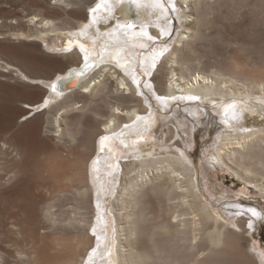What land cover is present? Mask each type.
Instances as JSON below:
<instances>
[{
    "label": "bare ground",
    "instance_id": "6f19581e",
    "mask_svg": "<svg viewBox=\"0 0 264 264\" xmlns=\"http://www.w3.org/2000/svg\"><path fill=\"white\" fill-rule=\"evenodd\" d=\"M22 1L36 6L37 10L30 15L14 17L13 23L25 30L13 34L18 40L32 42L35 52L45 59L46 65L56 64L60 61L57 59L59 56L67 58L68 64L62 70L49 73V76H40L31 74L26 67L20 69L16 61L21 59L13 56H9L11 58L4 64L0 62V76L23 84L21 90L10 85L0 86V184L15 180L32 189V202L37 203L35 212L46 229L41 234L50 235L49 239L46 237L49 241V248H46L48 257L42 253L45 249L42 252L38 250V240L34 235L39 232L35 233L33 228L34 234L32 232V237L28 236L32 243L25 249L13 248L6 242L0 245L3 263L7 264V258L12 257L14 264H85L97 245L93 227L101 237V245L106 243L110 253L103 258L97 256L95 264L261 263L262 256L247 253L246 248L240 245L238 229L248 225L247 217H241L238 225H232V228L227 227V222L218 221V216H223L217 210L213 209L216 214L212 212L209 204L201 200L196 191L192 165L188 164L186 157L169 149L170 146L167 150L154 148L156 143L152 145V140L156 138L159 125L166 124V121L161 124L154 109L152 114L148 110L147 115L150 104L144 96H137L136 85L114 67V60L109 59V52L119 47L125 50L121 63L137 61L139 38L126 36L123 31L114 29L119 20L121 24L134 25L129 33L139 32L141 28L149 34L150 28H153L152 33H159L162 20L153 14L151 7L137 10L130 5L117 6L112 19H107L109 14L102 9L95 14L100 19L88 29L87 38L78 37L74 50L63 52L60 50L69 47V34L79 33L91 23L89 9L93 8L96 0H55L54 5L51 0ZM251 1L255 0H231L225 5L231 12L238 13ZM260 1L264 4V0ZM173 2L182 12L186 24L158 65L156 72H159V77L157 80L155 76L153 78L155 87L160 94L167 96H176L177 92L197 95L215 102L217 106L223 104L220 106L222 109L229 103H235L240 110V122L244 112L239 96H260V93L264 96V61L259 69L254 68L257 60L251 61V68L247 65L249 62L244 64L236 54L228 57L232 53L223 60L202 61L192 52L196 51L195 40L207 36L205 26L211 21L207 15L213 6L206 0ZM257 2L260 3L259 0ZM261 3L258 5L262 7ZM261 7H256L259 8L258 14L264 13V7ZM135 15L137 17L129 20ZM86 40L89 44L94 43L97 51L105 57L103 63L99 56L95 58L99 67L89 69L84 65L76 45ZM232 41L230 39L228 43L233 45ZM247 42H240L242 47L239 48L243 50ZM105 45L108 46L107 52L104 51ZM186 49L190 52H185ZM8 54L13 53L8 51ZM14 54L31 66L32 63L40 64V58L32 52L18 51ZM92 63L90 60L89 64ZM12 65L19 69L11 68ZM80 72L84 75L78 76ZM61 76L69 78L59 81L58 87L62 85L63 91L57 95L48 85ZM121 83L124 87L120 93ZM234 96L237 98L226 100ZM18 101L23 105H16ZM252 101L246 104L250 108L258 106L264 112V100ZM27 108L35 110L34 114L28 116L30 110ZM25 115L26 123L18 127L17 119ZM137 116L145 118L146 130L137 131L143 129L145 123L134 124ZM125 124L130 125L128 131L123 129ZM231 127L232 130L217 136V159L241 177L264 188V127ZM129 132L135 134L129 135ZM166 132H171V129ZM102 136L109 139L101 144ZM121 139H126L130 145L127 150L120 145ZM101 147L103 151H100ZM109 155L112 168L108 167ZM97 158L94 166L97 171H92V161ZM107 197L112 199L110 212L106 211ZM97 203L100 205V222L97 221ZM165 214L171 215V221L164 217ZM8 227L14 237H19L23 230L15 222ZM26 230L28 232L29 229Z\"/></svg>",
    "mask_w": 264,
    "mask_h": 264
},
{
    "label": "rangeland",
    "instance_id": "374dc122",
    "mask_svg": "<svg viewBox=\"0 0 264 264\" xmlns=\"http://www.w3.org/2000/svg\"><path fill=\"white\" fill-rule=\"evenodd\" d=\"M207 1L211 3V6H213L210 7L209 9L210 11L208 10L209 13L207 15L211 21L209 22L210 24L208 23L205 26L207 36L205 38H200L201 40L200 39L195 40L194 45L196 46V51L193 50L194 51L192 52L193 55H196L202 61H208V60L216 61L217 59L218 60L226 59L227 58L226 55L232 53L231 55H228V57L234 56L236 54V57L238 56L237 59L240 57L238 60L240 61L242 60L244 64L249 62V64L247 63V65L248 66L250 65L251 68H253L252 65L253 63L251 61L253 60V62H255V60H257L255 62L256 67L254 66V68L259 69L258 67H260V63L264 61V13L258 14V12L256 11H258L259 8L256 7H261L260 5H258L261 3V1L259 0L260 3H258L257 0L251 1L252 3L250 5L245 6L238 13L234 11L231 12L227 7L228 5H225L226 2L230 4L231 0H206V2ZM50 2L53 5L56 4L55 0H51ZM99 2L100 0H96L94 5ZM261 5H262L261 8H263L264 4L261 3ZM176 8L178 10L177 5ZM36 10H37L36 6H33L32 4H29L22 0H0V33H1L0 44L2 45L0 46V62L4 64L8 60V58L9 59L11 58L9 56H13L15 59L16 58H18L19 60L21 59L20 62L16 61L20 69L26 67L28 69V72H30L31 74L40 75V76L43 75L49 76L54 71L64 69V67L67 66L66 64H68L67 62L68 59L62 57L60 58L59 56V58L57 59H60V61H58L56 64L50 63V65H46L44 63L45 59L36 53L37 50L35 49V46L32 42L29 41L27 42L26 40H18L16 38L17 36L13 34V33L21 32V30H25L24 27L18 26V24L13 23L15 21L13 18L16 16L21 17L22 15L23 16L30 15L32 12ZM179 11L180 10H178L177 13L169 16V19L171 21L169 25L172 30L171 39L169 41V46H170L169 49H171V47L173 46L174 40L177 38L179 31H181L186 24V19L183 17L182 12ZM134 17L137 16L135 15L129 20H133ZM4 18L7 20L5 21ZM193 18L194 15L192 17H189L188 19L189 21H192ZM11 20L12 22H9ZM247 25H249V27ZM201 28L203 29V26H201ZM148 31L150 32L151 35L157 37H159L160 35L159 33L157 34L152 33L153 28H150ZM235 35L236 37H234ZM241 37L243 41H241ZM167 38H168L167 35L164 36L163 38L161 37V39H167ZM230 39L234 40L232 41L233 45L230 44V42L228 43ZM15 40L17 42H15ZM239 40L241 43L248 41L245 45L246 47L243 45L242 48L243 50L239 48L242 47L241 45H239L240 43ZM159 42L160 40H157L156 44L158 45ZM226 42L228 45H226ZM42 45L44 47L46 46L45 43H43ZM51 45L53 44L51 43ZM4 47L5 48L7 47L6 49L13 54H8V51ZM3 50H5V52ZM44 50L48 51L46 49ZM18 51L20 52L29 51L34 53L38 58H40V60L38 59L40 64L36 65V63L35 64L32 63L31 66V64L25 63L21 57L15 56L16 54H14V52H18ZM150 51H151L150 48H146L143 50L144 53ZM188 51L190 52V49L185 50V52ZM136 52L137 53L135 56L138 60L141 57L142 50L137 48ZM161 60L162 58L158 61V65H160ZM258 60H262V61L259 62ZM39 62L37 61V63ZM46 63L48 64L49 62L47 61ZM24 64L26 66H24ZM18 66L12 65L10 67L13 69L17 68L16 70H18L19 69ZM136 75H137V79H141V78L151 79L157 95L171 97L165 94H160L159 93L160 90L155 87L156 81L155 80L153 81V78L156 77L157 80V76L159 75V72L155 71L153 77L151 78L141 77V74L139 72H137ZM9 85L15 87L18 90L23 89L22 83L15 82L14 79H8L4 76H0V86H9ZM122 90H123L122 88L119 90L120 93L122 92ZM114 95H116V92H114ZM175 95L180 96L181 94L177 92ZM258 95L259 94H251V95L243 94L239 96L240 99H242L241 104H242V110L244 112L243 114L244 117L240 122L238 121L237 123H232V124L223 123L222 111L224 110V108L222 109L220 107L223 104L217 106L215 105V102L208 101V99H202V97L198 101L186 100L180 102L175 100H169L167 106H165L158 103L155 100V97L152 96L151 94H149L148 97L144 96L148 104H150L149 109H147L146 113L149 111L150 113L151 112L153 113V111L156 110L158 115L157 117H159L160 123L164 124L162 123V121L163 122L164 120L166 121L165 122L166 124L159 125L157 133L155 135L156 138L155 139L153 138L155 141L152 140V145L156 143V146L154 148L158 151L162 148L167 150L168 149L167 147L170 146L171 148L169 149H172L179 153L183 152L184 156L187 159L188 164L192 165L193 177L195 184L197 185L196 191L200 195L201 200L209 204L212 212H214V210H217L223 216L222 218L218 216L219 218L218 221L227 222L228 224L227 227L229 226V228L230 227L232 228L233 227L232 225L234 226L238 225L239 223L238 221L241 217L244 218L247 217L246 218L247 221L249 217L232 215L231 213L233 209L231 207L226 209L224 205L227 204L230 206L232 204L238 203L241 206H243V208L245 209L249 207H254L257 210L264 209V188L252 180H248V179L246 180L245 178L241 177L238 174V172L234 171L232 168H229L224 163H222L221 159H217L218 157L217 156L218 153L216 151L217 136H219L221 132H224L226 130L229 131L232 130L231 126H238L244 128H250L252 126L264 127V112L261 111L262 109L258 106H256L255 108H250L247 105L252 100H253L252 102H254L255 100H256L255 102H258L259 100L260 101L264 100L263 94L260 93V96ZM22 96H20V99H23ZM137 96L141 97L143 95H137ZM237 96L228 97L226 98V100L230 98L231 99L237 98ZM28 98H30V96H27V99ZM20 103L21 101L15 102L16 105H23V103L21 104ZM27 110L29 111L30 109L27 108ZM34 112L35 110H30L28 116L34 114ZM26 117L27 115L17 119V121L19 122L18 127H21L24 125V123H26V121H24ZM168 128L171 129V132H166ZM213 156L216 158L215 164H213L212 162ZM18 183L19 182L14 180L6 183L2 181V184H0V245L1 244L3 245L6 242L5 244L8 243L13 248L23 249L25 246L26 247L29 246L30 245L29 243H32V238L29 237L32 235V232L35 229V233L37 232L38 234L39 232L38 235H34V237L38 240L36 246L38 250L41 249L40 250L41 252L42 250L45 249L42 253L43 254L46 253L48 257L49 254L48 252H46L47 251L46 248L47 247L49 248V243H48L49 241L46 240V237L47 239H49L50 235L49 233L43 236L41 234L42 231H46V229H44V224L40 220L41 218L40 216H38L39 214L37 215V212H35L37 210L36 208L37 203L32 202L33 201L32 189ZM105 200H106L105 203L107 208L106 211L110 212L109 209L112 199L111 197H107ZM164 217L168 221H171L172 219L170 214H165ZM34 218L37 220H35ZM14 222L18 223L23 229V230L21 229L22 233L19 237H17L16 235L14 237L13 236L14 234L11 233L10 228L8 227L11 225V223ZM27 222L29 223V225ZM26 224L29 227H26ZM38 228L40 229V231ZM26 229H29L31 232H29V230L27 232ZM8 231H10V233ZM238 231L241 236L240 245L242 246V248L245 247L246 249L245 248L243 249H245L247 253L254 254L255 256L257 254L262 256V262L260 263L259 261V264H264V248L261 247L262 244H264V224H258L257 227L254 229H250L247 225L245 227H241L240 229H238ZM38 236L39 237L42 236L45 239L44 238L42 239V237L39 239ZM159 237L157 236L156 238ZM28 240L31 242H29ZM41 245H43L44 247H42ZM14 260H15L14 258L8 257L7 264H14L12 263L14 262ZM0 261H1L0 264L1 263L4 264L1 258Z\"/></svg>",
    "mask_w": 264,
    "mask_h": 264
},
{
    "label": "snow or ice",
    "instance_id": "6c2138e0",
    "mask_svg": "<svg viewBox=\"0 0 264 264\" xmlns=\"http://www.w3.org/2000/svg\"><path fill=\"white\" fill-rule=\"evenodd\" d=\"M123 5H130L135 7L137 10H140L141 8H144L145 6H150L153 14L158 18L162 20V23L159 24V37L149 34L147 31H145L143 28L139 32L129 33V29H132L134 25L132 23H126L121 24L119 20H117L116 23V30L123 31L124 35H132L134 37H138L140 43L136 45L139 49L142 50V58L138 59L135 63L131 60H125L124 63H121V59L123 58L124 49L123 48H116L114 52H109V59L115 61L114 67L119 69L125 77L129 78L131 80V83L136 85L137 87V95H143L145 97H148L149 94L155 97V100L160 102L161 104L167 106L169 100H175V101H198L201 99L200 96L197 95H180V96H171V97H165L162 95H157L155 88L153 87V83L151 79H137L136 73L139 72L141 74V77H153L154 72L158 69V61L169 51V41L171 39V28L169 27V24L171 23L169 16L172 14H175L177 12V8L173 0H100L99 3L96 4L95 7L89 9L90 14V20L91 23L85 25V28L82 29L79 33H70L68 36L69 40V47L61 49L60 51L63 52H71L74 50L73 45L74 42L78 39V37H86L88 36V29L92 27V24L99 22V17L95 15L96 13H99L102 9L104 12L108 13V19L113 18L114 9L117 6H123ZM167 35V39H161V37H164ZM91 39V38H88ZM157 40H160L159 44L157 45ZM79 51L83 57L84 65L86 68H93V67H99V64L95 62V58L97 56L100 57L101 63L104 62V55L101 52L97 51V46L92 43L89 44L87 40L83 43H79L78 45ZM146 48H150L151 51L148 53H144L143 50ZM104 51H108V46L105 45ZM93 61L92 64H89V61ZM78 76L84 75V72H80L77 74ZM62 78H57L56 82L51 83L50 86L52 89V92L59 95L60 92L63 91V86L60 85L58 87L59 81ZM121 88L124 87V84L121 83ZM86 92L88 91L87 88L84 89ZM163 110V109H162ZM203 110V109H202ZM151 115V114H150ZM240 119V110L238 106L235 103H229L224 107L223 110V123L225 124H232L237 123ZM136 122H145V118L141 116L136 117ZM148 125L146 122L144 123L143 129H138L137 131H144L146 130ZM124 131H128L130 129V125L125 124L123 126ZM247 130V129H243ZM129 135L135 134L133 132H129ZM123 135V132L121 133ZM108 136H102L100 138V143L102 144L103 141L108 140ZM120 145L123 149L127 150L130 145L127 143L126 139H121L119 141ZM100 151H103V147L100 148ZM181 156H183V152L180 153ZM119 159V157H116ZM107 159L109 161V168H112L111 160L112 157L109 155L107 156ZM98 162V158L96 160L92 161V171H97L95 169V165ZM213 164L216 163V158L213 156L212 158ZM114 170V169H113ZM107 175H111V172H107ZM95 186V183H94ZM102 187V186H101ZM110 189V194H111ZM99 193H97L98 195ZM224 207L227 209L231 207L233 209L232 215L237 216H248V227L250 229H254L257 227L258 224H264V209L257 210L254 207L249 208H243L240 204H232V205H224ZM99 208L100 205L97 203V209H98V216L97 221H101V217L99 215ZM92 234L96 237L97 245L95 248L91 250L88 256V260L85 262V264H95V260L97 256L100 258H103L105 255H109L107 245L106 243L102 246L100 243L101 237L100 235H97V230L95 227L92 229ZM106 239V237H105ZM264 248V244L261 246Z\"/></svg>",
    "mask_w": 264,
    "mask_h": 264
},
{
    "label": "water",
    "instance_id": "95a60500",
    "mask_svg": "<svg viewBox=\"0 0 264 264\" xmlns=\"http://www.w3.org/2000/svg\"><path fill=\"white\" fill-rule=\"evenodd\" d=\"M73 74H71L70 76H72ZM59 78H62L61 80H64V79H66V78H69V76L68 77H63V76H61V77H59Z\"/></svg>",
    "mask_w": 264,
    "mask_h": 264
}]
</instances>
